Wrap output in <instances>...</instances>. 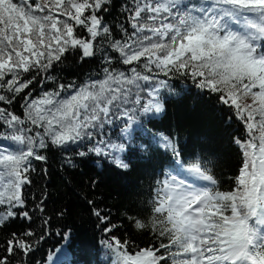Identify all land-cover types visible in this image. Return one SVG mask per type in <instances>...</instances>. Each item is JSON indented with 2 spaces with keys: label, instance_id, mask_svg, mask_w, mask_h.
I'll return each instance as SVG.
<instances>
[{
  "label": "snow or ice",
  "instance_id": "snow-or-ice-1",
  "mask_svg": "<svg viewBox=\"0 0 264 264\" xmlns=\"http://www.w3.org/2000/svg\"><path fill=\"white\" fill-rule=\"evenodd\" d=\"M69 58L95 68L65 82ZM178 83L214 98L226 132L238 126L227 188L210 157L153 131ZM49 153L120 172L137 153L165 156L139 212L117 222L87 200L100 264H264V0H0V264H58L70 244L31 191ZM16 221L23 231H9ZM53 234L64 247L34 261Z\"/></svg>",
  "mask_w": 264,
  "mask_h": 264
},
{
  "label": "trees",
  "instance_id": "trees-1",
  "mask_svg": "<svg viewBox=\"0 0 264 264\" xmlns=\"http://www.w3.org/2000/svg\"><path fill=\"white\" fill-rule=\"evenodd\" d=\"M118 12L119 8L115 9L112 17L117 16ZM94 68L95 65L91 63L80 65L74 63L73 58H69L57 69L56 74L65 82L73 79L82 81ZM177 88L183 89L181 95L172 99L166 113L154 121L153 131L174 135L184 153L189 156L201 154L210 157L215 165V174L227 188L239 160L234 146L229 144L228 136L231 132L238 131V126L234 125L226 132V124L221 123L222 114L218 111L219 106L215 104L214 98L199 93L189 84L178 83ZM17 111L20 109L17 108ZM96 159L92 157L86 161H78L79 166L72 169L62 166L59 153H49L47 164H37L38 172L34 174L36 184L31 191L38 198L44 193L47 194L46 211L53 217L52 232L71 229L70 244L58 257V264H100L102 255L98 240L102 234L97 227V218L92 214V206L87 200L95 201L96 207L109 213L117 222L122 221V213L126 210L139 212L149 198L154 174L159 172L165 156L157 153L149 159L142 153H137L131 156L132 167L127 172H120L111 165L97 164ZM167 166L165 163V167ZM42 168H47V175L39 171ZM93 180L98 181L94 187ZM64 208L68 209L64 217L55 215ZM41 224L42 220L37 219L33 228L39 232ZM25 227L22 221H16L9 231L19 232ZM124 231L121 229L118 234ZM129 236L141 246L152 239L134 234ZM56 247L64 245L53 234L41 244L40 251L33 260L43 259L46 252Z\"/></svg>",
  "mask_w": 264,
  "mask_h": 264
}]
</instances>
